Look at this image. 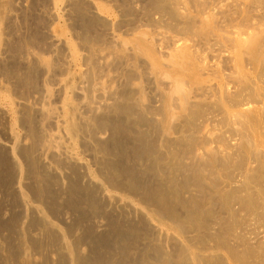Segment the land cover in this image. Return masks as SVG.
I'll use <instances>...</instances> for the list:
<instances>
[{
    "label": "rangeland",
    "instance_id": "rangeland-1",
    "mask_svg": "<svg viewBox=\"0 0 264 264\" xmlns=\"http://www.w3.org/2000/svg\"><path fill=\"white\" fill-rule=\"evenodd\" d=\"M202 3L0 0V264H264V123L180 58Z\"/></svg>",
    "mask_w": 264,
    "mask_h": 264
},
{
    "label": "bare ground",
    "instance_id": "bare-ground-1",
    "mask_svg": "<svg viewBox=\"0 0 264 264\" xmlns=\"http://www.w3.org/2000/svg\"><path fill=\"white\" fill-rule=\"evenodd\" d=\"M202 5L208 7L211 16L227 10L229 13L219 17L222 19L216 25L212 51L199 48L197 56L187 51L180 56L181 60L187 63L196 59L203 71L208 67L207 59L215 57L211 73L219 78L224 89L228 116L241 126L264 123V0H203ZM210 52H216L215 56L211 57ZM228 66L232 70L225 73ZM105 241L102 237L96 242ZM99 260L101 257L96 262Z\"/></svg>",
    "mask_w": 264,
    "mask_h": 264
}]
</instances>
